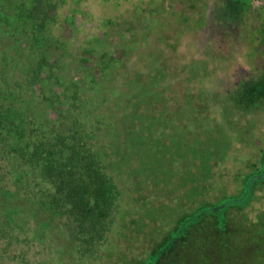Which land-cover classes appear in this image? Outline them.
Segmentation results:
<instances>
[{
	"label": "rangeland",
	"instance_id": "374dc122",
	"mask_svg": "<svg viewBox=\"0 0 264 264\" xmlns=\"http://www.w3.org/2000/svg\"><path fill=\"white\" fill-rule=\"evenodd\" d=\"M50 28L62 43L56 58L65 85V80L81 83V77L94 76L93 70L100 80L103 74L99 75L96 62L103 54L110 64L120 62L109 78L106 73L92 117L107 150V168L127 193L128 218L123 220L124 228L119 225L115 232L125 229L120 242L127 244L108 245L97 264H128L139 254L142 264H186L182 255L186 228L172 241L173 226L160 235L156 222L162 217L173 224L177 219L186 221L193 210L181 215L186 201L210 192L207 198L230 193L235 206L244 205L251 194V206L241 218L264 221L263 4L257 0H63L58 23ZM82 46L91 55L84 67L74 55V49L81 51ZM84 98L87 105L92 93L85 92ZM259 160V170L253 172ZM12 163L9 156L0 160V194L3 187L14 189L9 186ZM153 189L155 199L149 196ZM137 194L141 205H136ZM159 195L164 203L158 201ZM149 199L157 204H146ZM226 200L222 197L216 204H227ZM183 221L175 228L180 230ZM25 226L27 232L19 236L31 244L29 261L40 256L56 261L45 229L32 222ZM136 243L139 247L132 253ZM21 248L17 242L0 250L7 252L2 253L3 261Z\"/></svg>",
	"mask_w": 264,
	"mask_h": 264
},
{
	"label": "trees",
	"instance_id": "16d2710c",
	"mask_svg": "<svg viewBox=\"0 0 264 264\" xmlns=\"http://www.w3.org/2000/svg\"><path fill=\"white\" fill-rule=\"evenodd\" d=\"M62 3L0 0V160L9 156L14 161L9 184L14 189L3 187L0 194V250L17 242L22 246L8 262L2 255L7 252L0 251V264H97L108 245L119 248L127 244L120 242L126 234L122 223L128 218L127 193L107 168V150L101 146L103 137L94 129L92 117L102 93L99 87L120 62L115 68L103 54L96 62L103 74L100 80L91 74L88 79L81 77V83H63L56 58L62 43L50 28L58 23ZM74 51L79 66L91 60L83 46ZM85 92L92 93L87 105L83 104ZM259 165L260 160L253 172ZM153 190L149 196L155 199ZM209 195L186 201L183 214L178 215L193 210L188 211L186 221L176 220L184 222L180 230L175 228L176 222L160 218L156 222L160 235L173 226L175 233L169 234L174 241L186 228V252H182L186 264H264V221L241 218L251 206L252 195L239 206L231 204L230 193L223 194L228 198L224 205L225 201L216 204L222 197L207 198ZM136 197V205H141L138 194ZM159 197L164 203V196ZM153 199L146 204L156 205ZM30 222L45 229L49 252L56 261L41 256L29 261L31 244L19 234L27 232L25 225ZM119 225L123 228L116 234ZM136 245L130 249L132 253L139 247ZM139 256L128 264H142Z\"/></svg>",
	"mask_w": 264,
	"mask_h": 264
},
{
	"label": "flooded vegetation",
	"instance_id": "af4514ba",
	"mask_svg": "<svg viewBox=\"0 0 264 264\" xmlns=\"http://www.w3.org/2000/svg\"><path fill=\"white\" fill-rule=\"evenodd\" d=\"M257 1H259V4L261 3V5L263 4V6H264V0H257ZM116 64V63H115ZM115 64H110L111 66H115ZM95 67V65L94 64H92V68H94ZM91 68V67H90ZM89 68V69H90ZM113 68V67H112ZM89 69H88V71H89ZM93 72H94V76L95 77H97L96 75H95V70H93ZM98 72H99V75H101V70H100V68L98 67Z\"/></svg>",
	"mask_w": 264,
	"mask_h": 264
}]
</instances>
